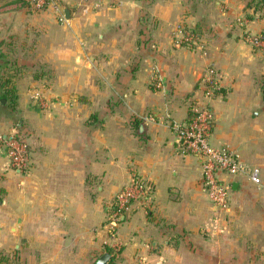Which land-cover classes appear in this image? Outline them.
Instances as JSON below:
<instances>
[{
	"label": "crops",
	"instance_id": "obj_1",
	"mask_svg": "<svg viewBox=\"0 0 264 264\" xmlns=\"http://www.w3.org/2000/svg\"><path fill=\"white\" fill-rule=\"evenodd\" d=\"M258 2L51 0L34 9L0 0V92L10 91L0 127L22 135L31 158L23 173L0 151V248H14L15 264H95L105 252L108 264H264V206L260 227L249 214L242 228L233 207L264 204V191L251 195L264 187V54L236 23L245 16L264 32ZM209 66L226 89L210 102V143L234 149L260 177L231 179L221 230L210 227L200 159L180 154L170 127L187 121ZM133 173L151 189L121 218L115 254L102 225Z\"/></svg>",
	"mask_w": 264,
	"mask_h": 264
},
{
	"label": "built area",
	"instance_id": "obj_2",
	"mask_svg": "<svg viewBox=\"0 0 264 264\" xmlns=\"http://www.w3.org/2000/svg\"><path fill=\"white\" fill-rule=\"evenodd\" d=\"M34 9H43L51 0H26ZM241 29V36L245 42L264 54V32L254 33L249 28L250 19L245 16L236 18ZM191 32L185 36V42L191 41L204 55L202 45H198ZM203 87L202 95L196 99L189 108L187 121L173 123L170 127L176 136V145L182 155L190 154L198 157L201 162L202 187L207 193L209 202L213 207L214 216L210 219V227L217 229L219 222L229 210L231 203L233 177L247 175L256 185H260L259 169L250 168L244 164L237 152L229 147H215L210 143L214 113L211 109V100L219 94L218 89L223 85L222 75L212 66L207 67L200 76ZM160 85L156 81V86ZM39 107L46 108L50 101L41 95H35ZM5 151L6 167L28 173L31 169L29 145L26 139L15 129L4 131L0 127V151ZM150 184L137 173L131 174L128 182L115 194L113 201L105 213L103 227L107 229L111 240L115 241L118 234V225L121 218L129 214L135 204H142L146 200ZM114 251L118 252V244H113ZM115 252V253H116Z\"/></svg>",
	"mask_w": 264,
	"mask_h": 264
},
{
	"label": "rangeland",
	"instance_id": "obj_3",
	"mask_svg": "<svg viewBox=\"0 0 264 264\" xmlns=\"http://www.w3.org/2000/svg\"><path fill=\"white\" fill-rule=\"evenodd\" d=\"M255 187H253V190L251 192V195L254 196H259L261 193H263L262 191H264V187L262 189H258L257 187L254 189ZM1 195V194H0ZM256 196V197H257ZM1 197V196H0ZM244 198V195L242 196ZM236 205V206H235ZM262 206H264V204L262 203H248V204H239L236 202L235 204H233L234 207V212L235 214H237V222H236V226L242 228V223L244 222V217L249 218V214L250 216H252V218H255V220H253L255 222V224L260 227V224H262V220H261V210H263ZM234 214V213H233ZM248 216V217H247ZM229 214H225L224 215V220L222 219L219 224L218 227H220V229H223L225 226H227L229 228ZM3 236H0V239ZM116 251H113V253H115ZM117 253V252H116ZM115 253V254H116ZM18 254L14 251V248L12 247H2L0 248V264H10V261H12V264H15V262L18 260ZM115 258V256H114Z\"/></svg>",
	"mask_w": 264,
	"mask_h": 264
},
{
	"label": "water",
	"instance_id": "obj_4",
	"mask_svg": "<svg viewBox=\"0 0 264 264\" xmlns=\"http://www.w3.org/2000/svg\"><path fill=\"white\" fill-rule=\"evenodd\" d=\"M219 1H224V0H219ZM63 11H64V17L66 19H69V9L63 5ZM0 102H4V99H0ZM111 259V255L107 252L103 253L95 262V264H108Z\"/></svg>",
	"mask_w": 264,
	"mask_h": 264
},
{
	"label": "trees",
	"instance_id": "obj_5",
	"mask_svg": "<svg viewBox=\"0 0 264 264\" xmlns=\"http://www.w3.org/2000/svg\"><path fill=\"white\" fill-rule=\"evenodd\" d=\"M23 1H24V3L28 4V2L26 0H23ZM260 2H262V0H260ZM260 2H258V3H260ZM8 80H10V79L9 78H5L4 81H3V83L8 82ZM2 86H3V84H2ZM9 92L10 91H8V90L1 89L0 96H2L4 98H8V93ZM218 92L219 93H223V94L226 93V89L224 88L223 85L218 89ZM263 92H264V88H263Z\"/></svg>",
	"mask_w": 264,
	"mask_h": 264
}]
</instances>
